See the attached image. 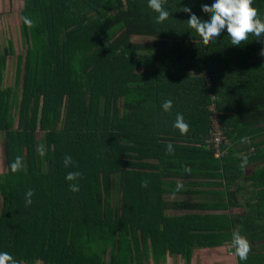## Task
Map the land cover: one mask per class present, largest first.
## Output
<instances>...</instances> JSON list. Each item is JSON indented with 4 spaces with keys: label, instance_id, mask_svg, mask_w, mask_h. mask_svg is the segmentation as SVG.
I'll return each instance as SVG.
<instances>
[{
    "label": "trees",
    "instance_id": "16d2710c",
    "mask_svg": "<svg viewBox=\"0 0 264 264\" xmlns=\"http://www.w3.org/2000/svg\"><path fill=\"white\" fill-rule=\"evenodd\" d=\"M213 2L166 0L157 23L148 0H24L13 86H2L11 41L0 55V252L19 264H191L236 231L251 244L236 264H264V38L233 46L225 29L205 46L183 8L207 21ZM253 7L264 19V0ZM175 180L206 187L178 190L203 201L167 202ZM238 197L245 211L225 213Z\"/></svg>",
    "mask_w": 264,
    "mask_h": 264
},
{
    "label": "clouds",
    "instance_id": "9594fccd",
    "mask_svg": "<svg viewBox=\"0 0 264 264\" xmlns=\"http://www.w3.org/2000/svg\"><path fill=\"white\" fill-rule=\"evenodd\" d=\"M165 2L166 0H148V7L158 14L157 23H163L169 18L170 13L164 7ZM201 10L203 13L208 14L209 19L207 21H203L192 13L190 8H183L184 12L190 14V18L187 20L189 28L199 35L205 46L215 44L225 29L233 46L247 43L249 36H254L257 40L264 38V19L260 18L259 10L253 7V0H214L210 6L202 4ZM24 24L29 28L34 26V22L28 17H24ZM260 55L264 56V49H261ZM172 106L173 102L170 99L162 104L165 112H169ZM173 127L178 129L181 135L188 133L189 124L185 121L182 113H177ZM167 151H173L171 143L168 144ZM37 152L43 157L45 155L44 146H38ZM72 165V157L66 156L64 166L69 167ZM23 166V157L21 156H16L15 160L10 164L12 173H17ZM81 175L80 172H69L66 179L70 182L76 181L81 178ZM147 184V180L141 182L142 187H146ZM69 189L72 192H78L79 185L70 183ZM33 194L31 190L27 192L26 205H31ZM231 248L234 249V255L240 261H246L251 252L250 242L236 231L232 233ZM0 264H19V261L15 260L8 252H0Z\"/></svg>",
    "mask_w": 264,
    "mask_h": 264
},
{
    "label": "rangeland",
    "instance_id": "374dc122",
    "mask_svg": "<svg viewBox=\"0 0 264 264\" xmlns=\"http://www.w3.org/2000/svg\"><path fill=\"white\" fill-rule=\"evenodd\" d=\"M24 0H0V55L2 54L8 41L12 42L13 55L8 57L3 76V87L13 86L14 75H15V64L16 56L19 54H24V48L20 41V17L19 12L23 7ZM135 41L147 42L150 38L145 37H134ZM209 109L214 110V106L211 105ZM14 128L16 127L17 120H14ZM5 145H3L2 135H0V173L6 171V157H5ZM249 172V169L245 171ZM173 188L176 191L175 194H165L164 198L167 202L171 203L174 201H203L204 197L199 195H192L189 193L179 192L182 189H194L202 190L206 187L203 186H191L186 185L185 181L176 180L173 184ZM219 188V187H217ZM179 189V191H178ZM238 206L229 209L227 212L229 215L240 214L245 211L243 208L245 201L238 197ZM167 216H178L185 213H199V211H177L173 209H167L165 212ZM39 264V263H36ZM165 264H183L180 258L167 257ZM191 264H236V259L234 252L229 244L225 243L218 248L210 249H195Z\"/></svg>",
    "mask_w": 264,
    "mask_h": 264
},
{
    "label": "built area",
    "instance_id": "2783aa9c",
    "mask_svg": "<svg viewBox=\"0 0 264 264\" xmlns=\"http://www.w3.org/2000/svg\"><path fill=\"white\" fill-rule=\"evenodd\" d=\"M216 131V130H215ZM219 136H220V133L219 132H215L214 134H213V141H214V146L215 147H217V145L219 144V141H220V139H219Z\"/></svg>",
    "mask_w": 264,
    "mask_h": 264
},
{
    "label": "crops",
    "instance_id": "0c3cea01",
    "mask_svg": "<svg viewBox=\"0 0 264 264\" xmlns=\"http://www.w3.org/2000/svg\"><path fill=\"white\" fill-rule=\"evenodd\" d=\"M175 181H176V180H175ZM178 181H179V180H178ZM185 183H186V185H188L187 182H185ZM171 190H172V188H171ZM178 190H179V189H178ZM182 190H186V189H182ZM182 190H181V191H182ZM171 194H174V193H171ZM180 201H181V200H180Z\"/></svg>",
    "mask_w": 264,
    "mask_h": 264
}]
</instances>
